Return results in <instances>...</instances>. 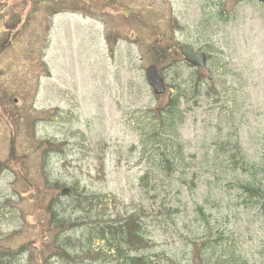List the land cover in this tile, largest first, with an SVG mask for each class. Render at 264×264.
Instances as JSON below:
<instances>
[{
    "label": "rangeland",
    "instance_id": "374dc122",
    "mask_svg": "<svg viewBox=\"0 0 264 264\" xmlns=\"http://www.w3.org/2000/svg\"><path fill=\"white\" fill-rule=\"evenodd\" d=\"M179 44L205 51V66L186 62ZM149 64L165 82L162 94L148 84ZM194 73L210 78L189 91ZM179 86L187 99L177 135L168 133L185 159L166 175L140 139L145 113L164 110ZM0 163V249L28 246L20 264L50 252L57 230L46 207L64 188L96 197L83 207L65 202L84 226L138 216L147 254L165 256L154 264L228 255L233 264H264V202L246 203L240 192L250 175L264 179V6L0 0ZM92 249L77 264H119L103 241Z\"/></svg>",
    "mask_w": 264,
    "mask_h": 264
},
{
    "label": "trees",
    "instance_id": "16d2710c",
    "mask_svg": "<svg viewBox=\"0 0 264 264\" xmlns=\"http://www.w3.org/2000/svg\"><path fill=\"white\" fill-rule=\"evenodd\" d=\"M156 54L161 57L162 52L156 51ZM180 65L177 64V67ZM197 69V67H196ZM160 72V71H159ZM209 78V77H208ZM198 77L195 73L191 79V85H188V90L195 91L203 84V81L208 80ZM174 87V86H173ZM187 87L184 92L179 86L168 97V103L165 105L164 110H160L158 114L154 112L145 113V118L148 125V131H143L140 144L150 150L147 154H154L156 165L166 175L173 174V166H178L184 157L179 153V140L176 136L177 132L175 126L180 120L179 112L183 99H187ZM171 131L173 134L168 133ZM160 164L161 167L158 166ZM166 170H164V169ZM1 169V163H0ZM253 174L250 175L248 180H243L240 185V192L244 194V200L247 203L252 199H258L261 203L264 202V179L251 180ZM144 175L141 176V180ZM53 186H57L56 182ZM76 194V189L72 188L70 195L61 194L62 196H55L50 199L47 204L46 210L48 214V225L51 230H57L53 235L48 248L51 249L47 257L43 256L39 264H54L57 260L65 262L66 264H77L81 259L86 256H92L94 252L92 243L94 240L103 241L107 249L113 250L116 254L119 264H154L159 263L160 259H164V254H147L146 250L152 246L148 236L144 234L143 226L139 217L135 214H130L126 217H118L116 219L103 220L101 223L89 225L83 224L79 218H73L71 213H66L65 202L72 201V205L83 207L86 203H93L96 197L87 196L85 194ZM98 197V196H97ZM84 211L86 208H80ZM198 216H203L200 206H195ZM80 226L84 237L75 235L73 230H78ZM50 231V230H49ZM204 234V233H203ZM197 238V237H196ZM219 239V238H217ZM204 242V248L210 249V256L214 255L210 240ZM197 242V239H192L191 244ZM203 250L202 247H199ZM28 246L22 245L17 248L0 249V264H20L19 259L21 256L30 253ZM99 255H103L102 252ZM220 256L225 257V254ZM206 258L208 256H205ZM217 257V255L215 256ZM222 258V257H221ZM229 255L225 261L221 260L215 264H233V259L229 261ZM197 260V259H196ZM201 260H197L200 264ZM22 264H33L30 258Z\"/></svg>",
    "mask_w": 264,
    "mask_h": 264
},
{
    "label": "water",
    "instance_id": "95a60500",
    "mask_svg": "<svg viewBox=\"0 0 264 264\" xmlns=\"http://www.w3.org/2000/svg\"><path fill=\"white\" fill-rule=\"evenodd\" d=\"M177 49L183 56L184 60L189 64L199 67H203L205 65L206 55L202 52L195 51L191 45L179 44ZM144 71L152 92L154 94L164 93L166 89L165 82L159 74L157 67L154 64H149ZM61 193L67 194L68 190L64 188Z\"/></svg>",
    "mask_w": 264,
    "mask_h": 264
},
{
    "label": "flooded vegetation",
    "instance_id": "af4514ba",
    "mask_svg": "<svg viewBox=\"0 0 264 264\" xmlns=\"http://www.w3.org/2000/svg\"><path fill=\"white\" fill-rule=\"evenodd\" d=\"M233 1H234V3H235V2H236V3H242V2H245V1H249V2H251V3H253V4H257L258 6H264V0H233ZM191 46H192V45H191ZM192 47L194 48L195 51H197V52H202V53H204V54L206 55V61H205V64H206V62H207V58H208L206 52L203 51V50H196L194 46H192ZM204 66H205V65H204ZM204 66H203V67H204ZM195 68H196V67H195Z\"/></svg>",
    "mask_w": 264,
    "mask_h": 264
},
{
    "label": "bare ground",
    "instance_id": "6f19581e",
    "mask_svg": "<svg viewBox=\"0 0 264 264\" xmlns=\"http://www.w3.org/2000/svg\"><path fill=\"white\" fill-rule=\"evenodd\" d=\"M62 190H63V189H62ZM62 190H61V191H62ZM62 194H63V193H62Z\"/></svg>",
    "mask_w": 264,
    "mask_h": 264
}]
</instances>
